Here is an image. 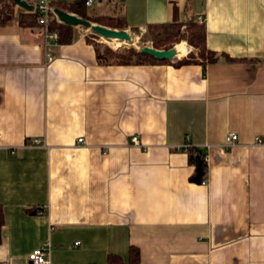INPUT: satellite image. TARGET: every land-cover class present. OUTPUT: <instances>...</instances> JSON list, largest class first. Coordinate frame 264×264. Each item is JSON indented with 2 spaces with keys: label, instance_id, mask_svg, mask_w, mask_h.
I'll return each instance as SVG.
<instances>
[{
  "label": "crops",
  "instance_id": "crops-1",
  "mask_svg": "<svg viewBox=\"0 0 264 264\" xmlns=\"http://www.w3.org/2000/svg\"><path fill=\"white\" fill-rule=\"evenodd\" d=\"M13 8L0 26V264L47 246L51 264L128 260L132 246L140 264H264V0L87 7L133 31L201 20L218 57L205 69L109 63L80 33L46 49ZM177 51L172 63L195 50ZM188 138L208 156L207 184L178 149Z\"/></svg>",
  "mask_w": 264,
  "mask_h": 264
},
{
  "label": "trees",
  "instance_id": "trees-1",
  "mask_svg": "<svg viewBox=\"0 0 264 264\" xmlns=\"http://www.w3.org/2000/svg\"><path fill=\"white\" fill-rule=\"evenodd\" d=\"M30 5L35 6L38 0H28ZM14 2L9 0H0V26L7 23L9 19L14 17ZM55 10H60L69 14H74L80 18L90 21L93 24H99L111 29L126 30L127 24L121 18L101 17L95 19L88 13L85 1L75 3L69 7L61 3H54ZM38 16L36 10L33 12H26L20 17V26L23 29L40 28L38 25ZM51 29L59 32V42L61 45H71L77 39V30L75 27L65 25L55 20ZM146 38L153 42V48L157 50H171L175 44L186 42L195 51L191 52L186 58L177 60L172 63L171 60L161 61L154 57L141 54L136 48L132 47L124 49L121 52H114L111 50L101 51V48L86 39L89 44H92L98 54H103L109 63L121 65H148V64H172L177 68L197 64L203 66L205 69L209 64L218 62L216 53L210 51L206 45V28L204 24L198 23L191 19L183 23L177 24H162L150 25L147 28ZM180 47L177 46L176 49ZM204 152L199 149H192L189 151L190 163L196 166L198 174H200L201 182L208 179V165L203 161ZM4 225V214L0 207V244L1 232ZM141 254L136 247H130L129 258L124 260L119 255H110L105 264H140Z\"/></svg>",
  "mask_w": 264,
  "mask_h": 264
},
{
  "label": "built area",
  "instance_id": "built-area-1",
  "mask_svg": "<svg viewBox=\"0 0 264 264\" xmlns=\"http://www.w3.org/2000/svg\"><path fill=\"white\" fill-rule=\"evenodd\" d=\"M121 1V0H117ZM54 3L55 0H38L36 3L35 10L37 12L38 16V25L40 29L42 30L43 36H44V43H45V48L49 49L52 47H58L60 46L59 42V32L56 30L51 29L52 24L55 20L59 21L56 13H55V8H54ZM94 3V0H87L85 1L86 7H91ZM199 23L202 24V21L199 20ZM47 58L49 62L53 61V56L51 53L47 52ZM188 142L186 145H182L178 147L179 150L188 152L190 150V143H189V138L187 139ZM134 143L138 146L140 145V141L138 137H134L133 139ZM238 135L235 133L229 134L226 138V143L225 147L227 148H234L238 145ZM36 143H40L39 141H36ZM85 141L83 138H80L78 140V144L82 145L84 144ZM31 145V144H30ZM3 141L2 137L0 136V148H3ZM203 161L208 164V156L204 154L203 156ZM208 180H205L202 182V184H207ZM78 245V243L76 244ZM51 249L50 246L47 247H42L37 250H35L33 253L29 255V261L30 264H51Z\"/></svg>",
  "mask_w": 264,
  "mask_h": 264
},
{
  "label": "water",
  "instance_id": "water-1",
  "mask_svg": "<svg viewBox=\"0 0 264 264\" xmlns=\"http://www.w3.org/2000/svg\"><path fill=\"white\" fill-rule=\"evenodd\" d=\"M9 1L14 2L17 6L28 12H33L35 10V7L33 5H30L26 0ZM55 13L59 21L65 25L72 27H84L86 29H91L95 34L99 35L102 38L108 40H119L128 42L129 44H134V39L132 38V35L128 32V30H115L101 25H96L74 14L62 12L57 9L55 10ZM139 52L161 61L174 60L178 58V51L176 47L171 50H157L153 47L145 46L140 49ZM198 182H200V178L198 179Z\"/></svg>",
  "mask_w": 264,
  "mask_h": 264
},
{
  "label": "rangeland",
  "instance_id": "rangeland-1",
  "mask_svg": "<svg viewBox=\"0 0 264 264\" xmlns=\"http://www.w3.org/2000/svg\"><path fill=\"white\" fill-rule=\"evenodd\" d=\"M114 9L116 10V7L112 6V8H110L112 12L110 11V13H113ZM76 30H77V33H80V35L85 36L91 42L99 46L101 48V51L103 52H105L106 50H111L114 52H121L124 49H129L132 47L136 48L139 51L145 46H150V47L153 46V42L146 38L147 29L134 30V31L126 29L132 35V38L134 39V44H129L128 42L119 41V40H108V39L102 38L99 35L95 34L92 30L86 29L84 27H79ZM116 30H119V29H116ZM182 43L183 42L179 44H175L173 48L177 47L178 45L180 46V44Z\"/></svg>",
  "mask_w": 264,
  "mask_h": 264
},
{
  "label": "bare ground",
  "instance_id": "bare-ground-1",
  "mask_svg": "<svg viewBox=\"0 0 264 264\" xmlns=\"http://www.w3.org/2000/svg\"><path fill=\"white\" fill-rule=\"evenodd\" d=\"M91 30V29H90Z\"/></svg>",
  "mask_w": 264,
  "mask_h": 264
}]
</instances>
